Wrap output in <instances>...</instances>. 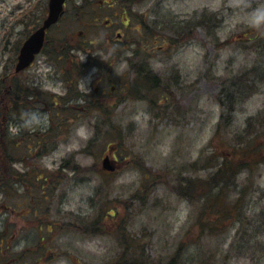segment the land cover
Returning <instances> with one entry per match:
<instances>
[{
	"label": "rangeland",
	"instance_id": "374dc122",
	"mask_svg": "<svg viewBox=\"0 0 264 264\" xmlns=\"http://www.w3.org/2000/svg\"><path fill=\"white\" fill-rule=\"evenodd\" d=\"M48 1L0 0V80L13 77L20 48L42 22L39 12L47 16ZM116 1L133 18L127 27L112 0H70L50 31L51 39L66 34L76 40L80 31L94 39L106 34L108 19L116 23L109 28L113 40L94 51L98 67L85 52L77 54L87 64L79 94L106 105V112L71 118L62 131L63 111L54 119L46 115L54 138L33 156L21 145L26 122L4 120L3 134L11 140H1L0 148L18 159L5 163L16 175L8 192L0 191V240L8 241L0 263L19 256L15 264L121 263L129 236L141 250L134 244L136 253L126 258L144 250L151 261L167 260L182 246L183 264L195 257L209 264H264V0ZM136 12L155 21L153 34ZM117 32L135 42L110 55L120 42ZM44 58L31 69L42 78ZM140 62L149 64L160 87L137 90L140 72L133 65ZM15 76L11 82L23 84L25 74ZM56 82L43 87L61 94L64 85L74 87ZM96 88H107L109 99L92 95ZM112 128H123L121 147ZM106 155L118 160L117 171L102 169ZM225 162L223 178L217 172ZM190 178L196 183L188 199L178 184L185 187ZM110 207L117 215L89 223ZM200 215L209 221L201 223Z\"/></svg>",
	"mask_w": 264,
	"mask_h": 264
},
{
	"label": "trees",
	"instance_id": "16d2710c",
	"mask_svg": "<svg viewBox=\"0 0 264 264\" xmlns=\"http://www.w3.org/2000/svg\"><path fill=\"white\" fill-rule=\"evenodd\" d=\"M146 16V15H145ZM136 17L139 19L140 23L143 25V28L146 29H150V31L148 32V36H150V34L152 33V23L155 21H148L143 19L144 15L141 14H137ZM135 17V18H136ZM141 19L143 20V22L141 21ZM69 32H71V30H68ZM68 31H65V33ZM78 39L74 40V39H70L66 34H62V37L59 38L57 44H56V49L59 50L58 54L62 56V60H61V67H63V69H65L67 71V73L69 74V79L71 84L74 83V86L76 88V91L78 90V83L80 82V78L85 74V67L87 66V64H84L83 62H80L77 54H80L82 51L85 52V54H87L88 52L91 53L90 51L95 50L97 45L104 42L105 43V39L104 37L102 38H98L95 37L93 38H89L83 36L82 34L78 33ZM181 35H184V32H182ZM255 36L259 37L260 33L256 34ZM127 37V38H126ZM125 38L121 39L120 42H118V44L115 43L114 48L111 50L112 53H110V55L113 54H120L123 50L126 49V47L130 46V43L135 42L134 40H132L131 38L128 37V34L126 35ZM182 39H184V37H182ZM52 43V42H51ZM159 48H163L161 45L159 46ZM45 49L47 50H51L53 49V45L49 46V44H47L45 46ZM141 50V46L136 47L135 49V54L138 53V51ZM66 56V57H63ZM75 56L76 59L72 60V57ZM71 59V61H69L68 59ZM105 63L108 64V69L110 70L111 67V61L110 59H108L107 61H105ZM70 65V66H69ZM93 65V63H92ZM71 68L73 70H71ZM133 69L139 70V75H138V81H136V85H137V90L143 88L145 89V87L147 86L148 89H152V88H156L160 87V78L157 76V74L153 73L152 69L150 68L149 64L146 62H140L139 64L133 65ZM70 72H76V76L73 79L72 75ZM13 78V81L16 80V76L11 77ZM11 78L10 79H2L0 80V144L3 145L1 143L2 141L7 140H11L9 137V132H7V134L5 135V132L3 134V128L2 125L4 124V119L8 117L10 111H16L19 113L23 112V101L21 100V98H16L13 103V105H11V103L8 102V96L9 94L7 93L9 91V85L11 83ZM68 79V81H69ZM250 82V79H248V83ZM13 83V82H12ZM236 81L234 80L233 83L231 84L232 89L235 87L236 85ZM247 83V84H248ZM8 84V85H7ZM249 86V85H248ZM14 89H17V95L20 96L21 94L19 92L18 89L20 87H22V83H14L13 84ZM5 91V92H4ZM228 95H234L232 93V91H230L229 93H227ZM84 100L81 98L80 94L77 93V97L75 98V102L76 103V109H70V105H62V114L59 117V130H63L68 128L70 125V119L73 118L71 115L75 114L76 116L74 117V121H78L80 119H82L83 116H85L86 114H92L94 113L95 116H97V114L95 113L97 110L101 109L103 112H106L107 108L106 105H101L102 103H97L95 101H85L84 107L79 103V101H83L81 102L82 104L84 103ZM9 107H11L9 109ZM111 108V106L108 108V110ZM65 109H68L67 112L69 114H66ZM110 112V111H109ZM3 118V119H2ZM51 128L46 129L45 130V135H46V145L49 144V142H52L53 138H54V134L50 133ZM112 130L116 131V138H117V142L116 144H118V147H121V144L119 143V140L121 139V135L123 134V128H112ZM55 141V140H54ZM20 145V144H19ZM19 145H16V148L18 149ZM47 147H45L44 150L42 151H38L37 153L34 150H26L28 151L29 155H35V154H42L45 153L44 151L46 150ZM19 150V149H18ZM10 152L7 153L6 151L3 150V147L0 148V191H3L4 193L8 192V188L12 185L13 183V176L16 175L12 169L11 164L13 161L17 160L18 158L12 156V158L9 156ZM20 159V158H19ZM10 162V166L5 165V163ZM224 165H229L228 162H225V164H222L220 167V169L218 170L217 174L218 176H224V172H225V168ZM245 167V165L243 166ZM65 168V167H64ZM74 171H78L79 167L78 165L73 167ZM238 170V169H237ZM237 172V171H236ZM235 176V175H234ZM224 178V177H223ZM43 183L46 182L47 183V179L44 178ZM195 182V181H194ZM194 182L192 181V178L189 179L188 184L184 187L182 186V184H178V191L180 195L185 196L186 198L190 199L193 198L192 193H193V189H194ZM221 182V181H220ZM196 183V182H195ZM195 192V191H194ZM112 207H110L108 210H100L99 211V215L100 218L99 219H94L91 220L89 223H93V225H96V223H99L100 220L102 221L105 220L108 217H113L115 214L117 215V213L115 212V210L113 211V213L111 212ZM207 212V211H206ZM222 216H220L221 218ZM203 218H207L206 216H201L199 217V221L204 223V220H206L207 222L209 221V219H203ZM122 226H127V222H125L126 220H120ZM217 221V220H215ZM201 222V223H202ZM207 222H205V224L203 225V227H206ZM215 224H218V222H214ZM94 227V226H93ZM125 246H123V258L121 260L120 263V259L117 260V262H115V264H183L184 263V259H185V251L183 252V247L180 246L175 253L169 257L167 260L166 259H161V260H157V261H151L148 256L145 254L144 250H142V253H139L138 257H132V258H126V256L128 255V253L130 252H134L136 253V251H140V248L138 247V244H136V238L133 237H129V236H125V242L123 243ZM136 245V251H135V245ZM2 245L0 244V249ZM133 248V249H132ZM128 257V256H127ZM21 256H19L18 258H15V261H13L12 264L17 263L18 261L21 260ZM192 264H209V260L205 259L204 261H199L196 259L193 260Z\"/></svg>",
	"mask_w": 264,
	"mask_h": 264
},
{
	"label": "flooded vegetation",
	"instance_id": "af4514ba",
	"mask_svg": "<svg viewBox=\"0 0 264 264\" xmlns=\"http://www.w3.org/2000/svg\"><path fill=\"white\" fill-rule=\"evenodd\" d=\"M40 2V0H38L37 4ZM109 3V2H108ZM137 4V3H136ZM135 4V6H136ZM33 5L30 6V8ZM109 7H113L111 4H109ZM126 15H128V11L125 10ZM40 15V19L43 20L46 17L45 12H39ZM128 17V18H127ZM125 19H127L128 21L131 20L129 18V16H127ZM42 22L40 21V25L42 24ZM116 23H113L111 20H107L106 21V34L103 36L101 34H97L95 37H98L100 39V36H103L105 38V40L109 41V40H113V35L114 33H110L109 32V28H113L114 25ZM141 24V23H140ZM40 25L38 27H35L27 36L26 38H28L36 29H38L40 27ZM57 26V25H56ZM51 27L48 30L47 33V37H48V41L47 44H49V46L53 45V49H51L50 51L48 50H42L41 53L36 57L35 61L26 69L24 70L22 73L25 74L24 76V81L22 84V91H21V95L18 96L16 94V90L13 87V83L11 82L9 85V91L7 92L10 95L11 101H9V103H11V105H13L14 101L17 97L21 98V100L23 101V112L19 113L16 111H10L9 113V118L8 120L11 121H15V125L17 123V121H24L26 122V126L25 128L22 129V135L24 137V142L23 139L21 141V145L22 147H24L26 150L30 151V150H34V151H42L45 149V147H47L46 145V135H45V130L46 127L44 125V120L43 117H45L46 115H48L50 117V119H54V115L56 114L58 109H62L61 108V104L63 103L64 105H70V109H76V106L73 104L72 100H75V98L77 97V91L76 89L71 85H64V89H65V93L61 94L60 91H55V90H51L50 88L45 89L43 86L45 84L51 83L53 86H56L58 82H56V79H60L62 78L61 73L64 76V70L63 67H61V60H62V56L58 54V51L56 49V44L59 40L60 37L57 38H50V31L51 29H53L54 27ZM118 36H117V40L119 41V39L121 40L122 38V33L117 32ZM25 38V39H26ZM52 42V43H51ZM48 51V54L46 53ZM96 50H92L90 51L91 53H87L86 55L88 56L87 60L89 61L90 65L96 66L98 67L100 65L99 60H96V56L94 57V54ZM18 56V55H17ZM39 56H44L45 58V63L46 66L48 68V73L45 74V77L42 78V76L40 74H33L31 73V69L34 68V66L37 64V62H39L40 59ZM66 57V56H63ZM75 59V56L72 57V60ZM69 61H71V59H68ZM14 64V62H13ZM16 64V62H15ZM100 71V70H99ZM72 76H76V72H70ZM66 77H69V74L66 71ZM100 78V80H103V77L101 75L98 76ZM73 78V77H72ZM53 79V80H51ZM104 83V82H103ZM107 83V82H105ZM115 87H112V89L114 90ZM76 91V92H75ZM92 95L94 96H99L100 98L103 99H109V95L110 92L107 88H103L102 90H99L98 88L95 89V91L92 93ZM81 98L83 99H87L88 94L85 93H81ZM89 96H91L89 94ZM16 97V98H15ZM87 101V100H85ZM11 107H9L10 109ZM68 109H65L66 114H69L67 112ZM59 115V114H57ZM73 116V114L71 115ZM31 121V122H30ZM19 134L15 137H18ZM19 145V143H18ZM7 242V243H6ZM1 247L2 249L0 250V259H5L6 252L8 251V247H6L5 245L8 244V241H5L4 239L1 240ZM12 262V258L6 261H2L0 264H11Z\"/></svg>",
	"mask_w": 264,
	"mask_h": 264
},
{
	"label": "water",
	"instance_id": "95a60500",
	"mask_svg": "<svg viewBox=\"0 0 264 264\" xmlns=\"http://www.w3.org/2000/svg\"><path fill=\"white\" fill-rule=\"evenodd\" d=\"M67 0H49V13L43 22L30 37L24 42L18 57L16 72H20L27 68L35 59L36 55L40 53L44 46L47 30L58 22L64 13V6ZM106 156L102 161L104 170L115 171L118 167L117 161Z\"/></svg>",
	"mask_w": 264,
	"mask_h": 264
}]
</instances>
